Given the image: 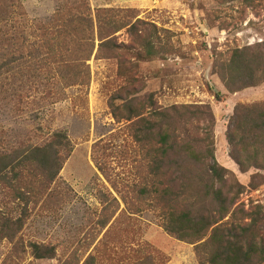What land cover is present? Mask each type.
<instances>
[{
  "label": "rangeland",
  "instance_id": "1",
  "mask_svg": "<svg viewBox=\"0 0 264 264\" xmlns=\"http://www.w3.org/2000/svg\"><path fill=\"white\" fill-rule=\"evenodd\" d=\"M67 2L0 0V51L22 55L15 63L22 72L12 78L8 71L9 83L0 89H8L0 92V156L19 142L42 145L60 131L73 149L51 184L40 174L32 186L0 180V215L24 225L13 241L0 243V264H140L143 257L153 264H199L194 245L165 232L161 210L141 199L160 144L156 136L140 142L138 130L149 125L142 119L154 122L174 108L186 111L184 127L208 108V116L193 121L199 137L211 134L216 161L245 188L240 203L264 207V171L241 172L227 141L235 108L264 104V83L230 93L219 74L233 50L264 42V2L88 0L93 11L131 10L136 17L126 22L153 42L154 54L148 61L125 52L96 59V42L85 62V49L71 44L64 55L71 73L78 61L84 81L77 85L48 51L58 43L56 21ZM128 29L116 35L119 43H131ZM32 243L55 247V257L36 260Z\"/></svg>",
  "mask_w": 264,
  "mask_h": 264
},
{
  "label": "trees",
  "instance_id": "2",
  "mask_svg": "<svg viewBox=\"0 0 264 264\" xmlns=\"http://www.w3.org/2000/svg\"><path fill=\"white\" fill-rule=\"evenodd\" d=\"M263 2L243 0L242 4L258 7ZM135 17L131 10L99 8L93 11L88 0H70L61 7L56 21L58 31L54 39L58 43L48 49L52 60L61 61L64 72L73 75L67 77L74 85L84 79L78 61L73 73L68 71L64 53L72 46L85 49L82 58L85 62L91 59L96 42V59L125 52L136 60L148 61L154 54V44L146 40L135 24L126 22ZM128 26L131 43H119L116 35ZM11 56L0 51V89L9 83L8 71L12 78L16 72H22L15 64L22 55ZM219 74L230 93L264 83V42L233 50L229 59L221 64ZM6 91L7 88L0 92ZM215 97L220 100L219 93ZM111 107L117 118V105L111 103ZM126 108L133 110L129 103ZM204 109L192 114L193 118L184 127L180 120H186V111L178 112L175 108L171 113H157L154 122L141 120L149 125L138 130L139 141L156 136L160 144V150H153L151 179L140 191L141 199H148L161 210L165 232L194 245L199 264H264V207L257 204L247 208L240 203L245 188L234 185L228 171L216 161L211 134L199 137L200 127L193 121L210 114ZM141 115L128 117L126 121ZM190 125L192 128L188 131ZM227 141L230 158L241 172L264 171V104L238 105ZM8 149L14 152L0 156V180L9 184L23 181L27 186L34 184L36 174L41 175L43 183L55 182L73 151L63 131L53 134L42 145L19 142L15 148ZM23 227L21 221L13 223L0 215V243L5 239L13 241ZM30 247L36 260H51L56 255L53 246L32 243ZM153 263L148 257L140 261V264Z\"/></svg>",
  "mask_w": 264,
  "mask_h": 264
}]
</instances>
